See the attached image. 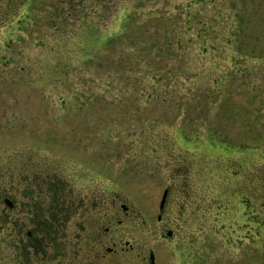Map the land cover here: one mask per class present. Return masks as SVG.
<instances>
[{
    "label": "rangeland",
    "instance_id": "obj_1",
    "mask_svg": "<svg viewBox=\"0 0 264 264\" xmlns=\"http://www.w3.org/2000/svg\"><path fill=\"white\" fill-rule=\"evenodd\" d=\"M201 1L0 0V264L77 243L22 255L28 172L141 213L112 231L165 189L176 260L264 264V0Z\"/></svg>",
    "mask_w": 264,
    "mask_h": 264
},
{
    "label": "flooded vegetation",
    "instance_id": "obj_2",
    "mask_svg": "<svg viewBox=\"0 0 264 264\" xmlns=\"http://www.w3.org/2000/svg\"><path fill=\"white\" fill-rule=\"evenodd\" d=\"M24 182L32 188L25 212L30 226L20 235L22 255L40 251L44 256L53 237L61 231H72L77 237V243L73 241L71 246L72 258L60 250L56 257L59 264H191L190 257L184 254L175 259L178 255L175 250L182 251L184 236L181 231H173L167 226L172 211H169L171 207H165L166 197L161 206L158 201L155 213L151 210L154 231H112L111 226L115 223L127 220L134 223L141 213L121 200L116 203L113 198H108L98 202L90 191L77 198L74 192L64 189L58 175L28 172ZM50 184L57 187L56 194L52 197L40 195L39 189ZM4 203L10 209L16 205L12 199Z\"/></svg>",
    "mask_w": 264,
    "mask_h": 264
},
{
    "label": "trees",
    "instance_id": "obj_3",
    "mask_svg": "<svg viewBox=\"0 0 264 264\" xmlns=\"http://www.w3.org/2000/svg\"><path fill=\"white\" fill-rule=\"evenodd\" d=\"M202 3H207V4H210L211 5V7L215 4V2H219V0H202L201 1ZM202 9V8H201ZM200 10V9H199ZM199 10H197L198 12H200ZM214 12H209V16L208 15H206V17L208 18V19H210V17H211V20H212V16L213 15H217V14H219V13H215V14H213ZM202 19H203V17H202Z\"/></svg>",
    "mask_w": 264,
    "mask_h": 264
},
{
    "label": "water",
    "instance_id": "obj_4",
    "mask_svg": "<svg viewBox=\"0 0 264 264\" xmlns=\"http://www.w3.org/2000/svg\"><path fill=\"white\" fill-rule=\"evenodd\" d=\"M165 192H166V190L164 189V190H163V193H162V195H161L160 203H159L160 206H161L162 201H163V198H164V196H165Z\"/></svg>",
    "mask_w": 264,
    "mask_h": 264
}]
</instances>
